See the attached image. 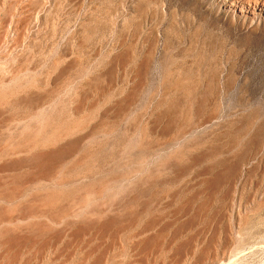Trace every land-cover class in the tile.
Wrapping results in <instances>:
<instances>
[{
  "label": "rangeland",
  "instance_id": "374dc122",
  "mask_svg": "<svg viewBox=\"0 0 264 264\" xmlns=\"http://www.w3.org/2000/svg\"><path fill=\"white\" fill-rule=\"evenodd\" d=\"M264 264V0H0V264Z\"/></svg>",
  "mask_w": 264,
  "mask_h": 264
},
{
  "label": "bare ground",
  "instance_id": "6f19581e",
  "mask_svg": "<svg viewBox=\"0 0 264 264\" xmlns=\"http://www.w3.org/2000/svg\"><path fill=\"white\" fill-rule=\"evenodd\" d=\"M229 264H231V263H229Z\"/></svg>",
  "mask_w": 264,
  "mask_h": 264
}]
</instances>
